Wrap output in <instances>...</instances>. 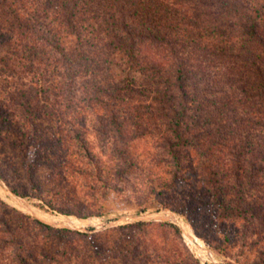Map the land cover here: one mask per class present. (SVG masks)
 Masks as SVG:
<instances>
[{
    "label": "trees",
    "instance_id": "trees-1",
    "mask_svg": "<svg viewBox=\"0 0 264 264\" xmlns=\"http://www.w3.org/2000/svg\"><path fill=\"white\" fill-rule=\"evenodd\" d=\"M0 94V127L14 130L35 162L74 140L73 154L95 165L106 188L135 189L141 204L155 188L186 186L181 213L194 228L191 216L205 209L221 226L240 220L219 226L218 242L198 234L217 254L228 255L231 233L242 246L264 241V0H0ZM85 114L110 141L109 167L89 148ZM142 138L154 148L144 168L131 152ZM132 177L143 185L134 188ZM34 197L42 198L37 189ZM160 203L177 211L167 198ZM20 230L0 221V264L36 259ZM257 252L251 264H264Z\"/></svg>",
    "mask_w": 264,
    "mask_h": 264
},
{
    "label": "rangeland",
    "instance_id": "rangeland-1",
    "mask_svg": "<svg viewBox=\"0 0 264 264\" xmlns=\"http://www.w3.org/2000/svg\"><path fill=\"white\" fill-rule=\"evenodd\" d=\"M22 80H28V77ZM22 80L12 78L8 82L19 84ZM3 97L4 94H0V99ZM82 118L80 122L86 126L85 138L90 150L102 168L109 167L113 163L109 149L110 141H103L102 137L92 131L91 114H85ZM67 140L66 144L53 154L43 151V156L35 162V157L31 153L24 152L25 145L21 144V139L14 130L7 131L0 127V200L3 202L0 204V221H5L12 227L21 226V238L38 254L36 259H28L29 264H169L171 260L187 264H213L218 261L228 264L235 263L237 258L240 260L239 264H251L258 259L257 251L264 255V241L256 242L254 239L256 245H253L251 237L247 244L242 246L238 241L239 234L236 233L230 234L233 241L226 247L228 255L217 254L199 235H206L208 239L213 240L212 242H218L224 234L220 227L225 231L232 229L234 225L241 227L240 220L228 218L221 226L223 220L213 218L212 211L205 209L206 211L203 210L201 213L202 217L198 214L195 217L191 216L198 222V227L194 228L181 213L185 212L183 206L188 197L185 194L190 189L186 186L166 192L155 188L151 195L139 196V200L143 199V196L146 199L140 204L135 198L138 196L135 189V192H132L131 188L119 193L106 188L104 180L97 174L95 165L85 156L73 154L77 148L76 142ZM151 142L149 138L138 139L131 151L143 162V168L148 165L149 157L154 150ZM29 170L31 175L28 174ZM152 170L157 174L159 172L157 168ZM107 180L108 184L112 182L113 175L110 174ZM130 182L134 188L143 185L141 178L132 177ZM34 188L40 192L42 198L34 197ZM156 192H162L164 195L158 197L155 195ZM163 197L174 204L172 206L178 212L162 208L160 200ZM49 204H52L54 209ZM142 206L146 211L140 212ZM69 209L100 212L99 215L84 218L61 212ZM157 211L174 212L177 215L174 216L175 219L180 222L181 218L199 241L210 249L214 258L209 259L192 248L185 236L184 227L183 233L175 222L144 220L143 222L148 224L141 229L127 226L138 221L119 222L110 226L104 224L120 215ZM24 215L27 217L24 218ZM37 217L49 221L48 225L52 227L67 228L72 232L58 233L41 228L32 220V218L39 220ZM70 219L76 222L71 223ZM161 222L175 224L180 232H174L171 226ZM41 249L45 255L37 251ZM10 253V249H6L4 255Z\"/></svg>",
    "mask_w": 264,
    "mask_h": 264
},
{
    "label": "water",
    "instance_id": "water-1",
    "mask_svg": "<svg viewBox=\"0 0 264 264\" xmlns=\"http://www.w3.org/2000/svg\"><path fill=\"white\" fill-rule=\"evenodd\" d=\"M174 216L177 215L174 212H170V211H157V212L144 213V214H128V215H120L117 218L110 220L109 222H106L104 224L105 226H110V225H115L116 223L119 222H129V221H144V220L171 221L177 223L179 227L182 229V232L184 233L181 224L175 219ZM37 218L41 221H44L47 224L50 223L49 221H46L42 218L39 217ZM79 220H84V219L80 218ZM207 249L210 250L208 247ZM213 264H226V263H222L218 261V262H214Z\"/></svg>",
    "mask_w": 264,
    "mask_h": 264
},
{
    "label": "bare ground",
    "instance_id": "bare-ground-1",
    "mask_svg": "<svg viewBox=\"0 0 264 264\" xmlns=\"http://www.w3.org/2000/svg\"><path fill=\"white\" fill-rule=\"evenodd\" d=\"M180 219V224L182 226V223L186 226H182V228L184 227L185 229V236L186 238L188 239L190 245L192 246V248L196 249L199 253L203 254L205 257H208L209 259L210 258H214L212 256V253L210 252V250L207 249V247H205L200 241L199 239L189 230V227L183 222V220L181 218ZM71 223H75L76 221L73 220V219H70ZM188 227V229H187ZM183 229V230H184Z\"/></svg>",
    "mask_w": 264,
    "mask_h": 264
}]
</instances>
